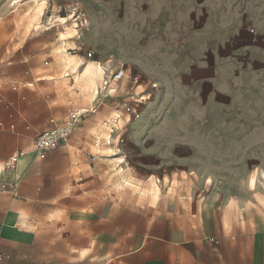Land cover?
I'll return each instance as SVG.
<instances>
[{"label": "rangeland", "instance_id": "374dc122", "mask_svg": "<svg viewBox=\"0 0 264 264\" xmlns=\"http://www.w3.org/2000/svg\"><path fill=\"white\" fill-rule=\"evenodd\" d=\"M20 1L15 8V0H0V122L8 124L10 82L23 76L22 67L10 63L24 52L33 82L25 87L30 122H41L47 106L53 114L47 129L64 125L71 113L79 117L64 142L77 178L76 195L64 204L78 208L69 218L75 241L84 246L90 234V264H135L128 253L144 236L168 240L157 252L173 255L174 264H250L246 257L264 238V0H135L127 9L125 0H96L90 15L85 0ZM41 3L43 16L37 14ZM78 13L91 26L76 34L71 16ZM153 21L160 40L173 41L161 40L158 55L144 39ZM248 28L263 40L240 41ZM65 41L77 42V50L62 51ZM66 53L77 62L65 64ZM200 62L223 72L218 89L234 101L223 103L222 112L220 105L203 114L190 108V80L178 69ZM99 65L104 77L96 83ZM38 94L48 95L49 103ZM37 136L25 140L33 149ZM149 140L192 144L195 156L156 172L132 168L127 150ZM233 199L244 210H228L232 227L225 233L219 218ZM201 207L203 229L191 222Z\"/></svg>", "mask_w": 264, "mask_h": 264}, {"label": "crops", "instance_id": "0c3cea01", "mask_svg": "<svg viewBox=\"0 0 264 264\" xmlns=\"http://www.w3.org/2000/svg\"><path fill=\"white\" fill-rule=\"evenodd\" d=\"M95 1L85 0L89 15L90 3H95ZM133 1L135 0H125L124 7L127 9L133 6ZM77 2L80 5L83 4L81 0ZM153 22L148 32L151 36L145 35L144 39L149 37L151 40L150 54L158 55L161 53L159 45L161 40V44L166 41L167 46H172L173 41L169 43L168 39L165 40L163 37L160 40L158 35L160 26H155V21ZM162 25H164L163 22ZM167 30H169L168 25ZM73 31L76 34L79 32L74 29ZM239 39L242 42L257 43L263 40V36H258L254 29L248 28V32L243 33ZM76 40L81 41L80 38H76ZM87 40L90 46V38ZM73 43L77 44L75 41ZM190 49L188 47L186 51L189 52ZM204 52L205 50L199 51L198 54H205ZM26 56L22 52L10 63L12 66L22 67L23 76L22 80L13 79L10 82V93L6 100L9 105L8 124L6 126L4 122H0L3 124V127H0V190L3 186L7 188L0 191V251L11 256L3 264H90V234H87L84 246L75 241L72 231L73 222L69 218L78 215V208L64 204V200H72L73 195H76V193H72V187L77 184L76 174L71 171L72 160L67 155L64 143L63 146L49 151L46 158L39 159L32 146L28 141H25L29 140L32 134L49 130L47 121L53 117L51 109L47 106L44 111V119L41 122L35 124L29 120L30 102L25 93V87L28 83L33 82L29 81L31 66ZM259 61L261 60L259 59ZM218 67V64H209L208 66L206 62H200L186 63L178 69L182 71V76L190 80L189 89L192 91L190 108L192 111L203 114L211 111L213 107L216 108L215 105H220L219 110L222 112L224 110L223 103L230 105L234 101L230 94L219 90L225 82L223 72ZM88 69L89 66L86 71H89L91 67ZM37 98L49 103L48 95L38 94ZM194 151L192 144H164L149 140L129 148L127 157L134 164L132 168L156 172L176 158L192 159L195 156L193 155ZM17 154L19 159L15 167L7 168V161ZM121 162H123L122 159ZM114 171L118 173L117 168ZM124 182L126 185L135 186L134 182L131 183L127 180ZM167 182L168 180L165 179L164 183ZM250 182H253L252 176L249 179ZM13 189L15 190L13 191ZM153 189L152 194L157 198L161 187L155 183ZM183 194L185 195L183 199H189L185 192ZM215 199H219L218 194ZM192 205L197 210V204L192 203ZM232 207H235L238 213H242L244 210L238 206L236 200L230 201L228 209L221 213L219 218L220 228L225 233L229 232L232 227L228 215V210ZM105 213H110V210L102 212V214ZM137 214H142V212H136ZM199 214L200 218L196 221L191 220V222H196V225L203 229V207ZM63 217L66 219V224L60 227ZM60 229L67 231L65 236H60L58 232ZM132 229L136 230L137 228L133 227ZM211 239L213 238L206 237L204 242ZM161 243L169 244L170 242L157 237L144 236L139 246L128 253V257L132 258L135 264H174L171 261L173 255L170 259L159 256L157 249ZM254 247V253L246 258L250 264H264V238L255 242ZM172 249L174 250V246Z\"/></svg>", "mask_w": 264, "mask_h": 264}, {"label": "built area", "instance_id": "2783aa9c", "mask_svg": "<svg viewBox=\"0 0 264 264\" xmlns=\"http://www.w3.org/2000/svg\"><path fill=\"white\" fill-rule=\"evenodd\" d=\"M73 18V24L76 29L79 30H88L90 29L91 23L87 17L82 13L74 14L71 16ZM116 92L115 89H112L110 93ZM1 101V100H0ZM124 108L127 107V104H124ZM94 110V109H93ZM126 110L130 111L129 108ZM134 113H137V110H133ZM78 114L71 113L68 117V121L62 126H55L49 130L43 131L38 134L37 138L34 142V151L39 159H44L47 156V153L51 150H54L60 147L73 132L74 126L76 125ZM0 127H3V124H0ZM19 159V155H15L10 158L7 163V168H14L17 161ZM6 186L1 188L2 191L6 190ZM0 190V191H1ZM15 189H13L14 191ZM213 240V239H212ZM11 256L5 252L0 251V264H3L4 261L10 259Z\"/></svg>", "mask_w": 264, "mask_h": 264}, {"label": "bare ground", "instance_id": "6f19581e", "mask_svg": "<svg viewBox=\"0 0 264 264\" xmlns=\"http://www.w3.org/2000/svg\"><path fill=\"white\" fill-rule=\"evenodd\" d=\"M20 0H15V2H13L14 4V7L16 8L17 7V5L18 4H20ZM38 9V8H37ZM37 14L39 15V16H43L44 15V9H43V3H41L40 4V6H39V9H38V11H37ZM58 21H61V22H64L65 21V23L64 24H66L67 22H68V20H67V18H59L58 19ZM73 29L74 30H78V29H76V28H74L73 27ZM79 31V30H78ZM64 37V36H63ZM69 46H72L73 47V49L74 50H77V45L76 44H71L70 42H68V41H65L64 43H63V45H62V51H63V49H66L67 47H69ZM65 51V50H64ZM61 54H63V53H61ZM63 62L65 63V64H71V63H74V62H77V61H75V59H74V55H72V54H70V53H66V55H64L63 56ZM61 59V60H62ZM66 66V65H65ZM89 70V69H88ZM91 70V69H90ZM95 70V69H94ZM103 67L102 66H98L97 67V69H96V77H95V82L97 83V80L99 81V79H101V78H103L104 77V72H103ZM88 72V71H87ZM94 72V71H93ZM92 72V73H93ZM89 73V72H88ZM92 76V75H91ZM90 77V76H89ZM75 78V81L76 80H79V76L77 75L76 77H74ZM94 87H95V85H94ZM97 90H98V88H97ZM107 140L109 141V143L111 144V136L110 135H107ZM262 202V201H261Z\"/></svg>", "mask_w": 264, "mask_h": 264}]
</instances>
